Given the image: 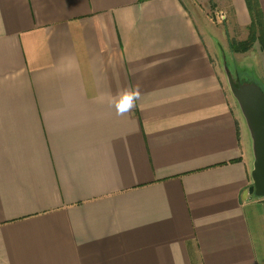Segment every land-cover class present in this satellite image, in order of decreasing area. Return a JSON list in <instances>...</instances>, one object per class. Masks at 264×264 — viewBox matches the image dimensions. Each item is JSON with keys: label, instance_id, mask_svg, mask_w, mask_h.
<instances>
[{"label": "crops", "instance_id": "1", "mask_svg": "<svg viewBox=\"0 0 264 264\" xmlns=\"http://www.w3.org/2000/svg\"><path fill=\"white\" fill-rule=\"evenodd\" d=\"M209 1L0 0V264H264L217 64L252 16Z\"/></svg>", "mask_w": 264, "mask_h": 264}, {"label": "rangeland", "instance_id": "2", "mask_svg": "<svg viewBox=\"0 0 264 264\" xmlns=\"http://www.w3.org/2000/svg\"><path fill=\"white\" fill-rule=\"evenodd\" d=\"M209 2V0H194L192 6L199 7L201 8V10L203 9V11L204 9H206L209 12V10L211 9V4H209ZM243 37L244 36L242 35L239 36V38ZM225 38L229 40L233 39V41H236V38L232 35H226ZM224 42V38L218 39L219 48L217 51V64L220 66L222 74L225 76L224 78L226 89L229 88V81H232L237 86L244 84H255L264 92V71L261 68L262 65H260L259 58L256 56L259 54V51L255 53L246 52L243 54H234L230 51V46L226 45ZM229 95L231 99H233V103H236L237 105H235V108L238 116L240 117L242 132H245V135H247L246 147L249 154L250 163L252 162L253 168L254 156L252 139L246 125V121L237 102L232 97L231 91Z\"/></svg>", "mask_w": 264, "mask_h": 264}, {"label": "water", "instance_id": "3", "mask_svg": "<svg viewBox=\"0 0 264 264\" xmlns=\"http://www.w3.org/2000/svg\"><path fill=\"white\" fill-rule=\"evenodd\" d=\"M229 87L246 121L253 144L254 163L249 194L264 198V92L255 84L237 86L229 81Z\"/></svg>", "mask_w": 264, "mask_h": 264}, {"label": "trees", "instance_id": "4", "mask_svg": "<svg viewBox=\"0 0 264 264\" xmlns=\"http://www.w3.org/2000/svg\"><path fill=\"white\" fill-rule=\"evenodd\" d=\"M245 2L252 16L248 36L242 42L231 40L229 42L230 51L234 54H243L249 52L255 44H258L260 51L264 53V20L262 13L256 0H245Z\"/></svg>", "mask_w": 264, "mask_h": 264}, {"label": "clouds", "instance_id": "5", "mask_svg": "<svg viewBox=\"0 0 264 264\" xmlns=\"http://www.w3.org/2000/svg\"><path fill=\"white\" fill-rule=\"evenodd\" d=\"M139 87L124 88L112 98V104L116 114L124 116L130 113L136 107V101L140 99Z\"/></svg>", "mask_w": 264, "mask_h": 264}, {"label": "built area", "instance_id": "6", "mask_svg": "<svg viewBox=\"0 0 264 264\" xmlns=\"http://www.w3.org/2000/svg\"><path fill=\"white\" fill-rule=\"evenodd\" d=\"M219 20H220V21H224V20H225V15H223V14H219ZM257 200H258L259 203L261 204L262 209H263V211H264V198H257Z\"/></svg>", "mask_w": 264, "mask_h": 264}]
</instances>
